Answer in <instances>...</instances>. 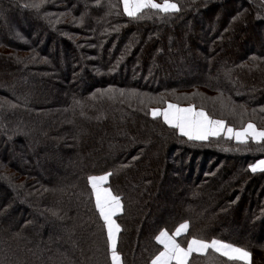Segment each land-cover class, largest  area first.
<instances>
[{"label":"trees","instance_id":"trees-1","mask_svg":"<svg viewBox=\"0 0 264 264\" xmlns=\"http://www.w3.org/2000/svg\"><path fill=\"white\" fill-rule=\"evenodd\" d=\"M175 2L135 20L120 0H0V264H111L88 184L107 171L123 264H151L155 235L184 221L264 264V172L249 168L264 142L188 141L150 113L193 104L264 129V0Z\"/></svg>","mask_w":264,"mask_h":264},{"label":"snow or ice","instance_id":"snow-or-ice-1","mask_svg":"<svg viewBox=\"0 0 264 264\" xmlns=\"http://www.w3.org/2000/svg\"><path fill=\"white\" fill-rule=\"evenodd\" d=\"M41 3H44V0H41ZM120 4L123 7V13L135 20L145 19L146 10H151L152 15L157 16V18L181 10L175 0H159V2L158 0H120ZM31 6L38 8L40 4ZM110 6L116 7V5ZM147 18L151 19V15H147ZM252 59H256V57H252ZM97 91L101 90L98 89ZM121 95H123V90H121ZM163 103L166 104V107L150 109L151 116L153 119L162 117L165 125L177 130L179 135L186 137L188 141H206L209 137H220L223 134L225 138L235 139L241 144H247L249 139L258 144L264 142V129H258L252 122L235 128L227 126L223 119L211 118L203 108L197 109L193 104L181 107L177 103L168 101H163ZM10 106L16 107L15 104L11 103ZM240 107L244 108L243 105ZM249 168L254 173L258 170L264 172V159L250 164ZM112 175H114L112 171L104 172L101 175H90L88 176V184L91 187L95 209L106 229L111 264H123L121 254L118 251L121 226L114 219L117 214L122 212L123 204L121 196L115 193L109 184ZM189 229L190 223L184 221L171 233L168 230H160L154 239L162 250H159L158 254L154 256L151 264H190V258L194 253L206 255L209 250L211 253L223 257L229 264H251V253L245 248L218 238L208 240L191 235ZM182 236L184 239H179Z\"/></svg>","mask_w":264,"mask_h":264},{"label":"rangeland","instance_id":"rangeland-1","mask_svg":"<svg viewBox=\"0 0 264 264\" xmlns=\"http://www.w3.org/2000/svg\"><path fill=\"white\" fill-rule=\"evenodd\" d=\"M36 33V35L38 34L37 32H35ZM35 34L33 35L34 37L36 36ZM33 36H32V38H33ZM197 54L198 55H200V56H203V54L201 53V52H197ZM164 107H166V106H164ZM162 118V117H161ZM89 164H86V167L88 166ZM91 165V167L89 168L88 167V169H86L85 168V171H87V173L88 172H90V170L91 171H96V170H100V168L99 167H96L97 165H96V162L95 161H93V163H91L90 164ZM174 174V173H173ZM165 182V181H164ZM162 185H165V186H167V187H169V186H171V183L170 182H168V181H166L165 183H162ZM171 187H173V186H171ZM186 188H187V186H185ZM55 200H57V199H55ZM60 204V203H59ZM58 204V205H59ZM59 209V208H58ZM55 210V209H54ZM73 225H75V226H78V224H77V221L75 220V222L73 223ZM111 261V260H110Z\"/></svg>","mask_w":264,"mask_h":264}]
</instances>
